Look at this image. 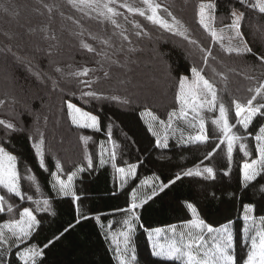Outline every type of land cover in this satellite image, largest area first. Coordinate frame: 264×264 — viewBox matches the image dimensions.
Listing matches in <instances>:
<instances>
[{
	"label": "trees",
	"instance_id": "trees-1",
	"mask_svg": "<svg viewBox=\"0 0 264 264\" xmlns=\"http://www.w3.org/2000/svg\"><path fill=\"white\" fill-rule=\"evenodd\" d=\"M158 2L182 21L197 45L152 25L143 17L132 16L124 9L120 11L129 16V21L139 22L149 35L136 36L133 24L118 18L122 28L127 30L129 44L119 35L122 29L114 28L110 22L84 16L66 0H0V101H4L0 119L12 120L21 129L6 134L0 126V146L18 157L22 173L27 166L31 170L29 174L38 178L40 192L31 188L27 180L21 181L22 190L32 195L33 200L48 199L51 205L50 211L34 212L40 226L30 240L19 248H12L8 264H22L16 254L28 245L43 248L39 264H119L107 234L119 229L127 219L129 214L123 209L131 205V192L149 194L159 181L141 188L144 180L158 176L160 181L168 183L177 174L181 175L179 180L136 210L139 221H133L135 231L131 242L137 257L134 264H173L152 255L149 233L190 222L193 217L186 207L188 203L197 208L201 219L214 227L231 221L237 264H241L242 257L246 259V248L242 244L243 208L252 205L253 215L258 219L264 217V175L247 188L243 186L242 165L250 158L244 157L237 147L229 163L226 145L219 144L222 137L214 134L212 120L218 117V111L203 112L209 136L206 143L181 141V131L186 141L198 128L179 120L173 127L181 131L169 136L167 148L156 146L157 138L148 130L145 116L142 118L141 114L151 111L167 121L169 113L179 112L178 80L183 76L191 79L190 70L195 66L202 68V74L216 87L218 99L229 106V122L238 119L232 101L245 102L251 96L248 89L264 82V65L258 59L264 56V14L245 9L238 0H215L217 29L230 23L232 8L245 12L241 31L252 53L237 56L221 51L198 23V5L207 0ZM44 4L54 5L51 13ZM161 14L166 16V13ZM102 39L109 40L113 47L100 43ZM81 40L91 44L97 52H106L109 59L89 53L80 46ZM200 47L212 53L207 66L203 63ZM130 48L135 51H129ZM113 60L118 63H112ZM57 67L62 72H57ZM85 67L92 70L87 76L71 75ZM34 73H40L39 78ZM81 80L95 82L88 86L80 83ZM89 91L109 98L82 96V92ZM113 96L120 99H111ZM123 100L127 103H122ZM69 102L97 116L100 130L74 125L68 114ZM261 124H264V117L257 116L247 131L254 135ZM234 131L242 133L243 129L238 125ZM41 134L47 171L40 167L39 157L32 147ZM82 136L91 139L85 143ZM112 142L118 145L117 167L127 169L129 165H137L136 175L126 177L123 187L120 174L112 164L100 165L99 162L101 144L107 150L111 149ZM247 142L255 158L252 136ZM218 144L215 155L202 163L206 154ZM89 156L93 162L91 168L87 167ZM57 162L62 172L56 168ZM204 166L214 168L215 179L208 178L207 174L183 175L189 168ZM79 168L84 171L78 172L73 180V190L79 200L58 194L52 187V174L66 181ZM8 202L14 205V211L0 213V224L18 218L25 207L36 208L31 201H21L15 196L8 197ZM109 224L112 225L110 229ZM45 244L48 247L45 248Z\"/></svg>",
	"mask_w": 264,
	"mask_h": 264
},
{
	"label": "snow or ice",
	"instance_id": "snow-or-ice-1",
	"mask_svg": "<svg viewBox=\"0 0 264 264\" xmlns=\"http://www.w3.org/2000/svg\"><path fill=\"white\" fill-rule=\"evenodd\" d=\"M67 4L76 11L83 13L84 16L90 18L100 19L101 21L110 22L114 28L122 29L119 35L124 41H128L129 37L125 35L126 29L122 28V25L118 22V18H123L125 21H129V16L125 15V12L120 11L124 9L128 14L132 16H140L150 22L154 26L167 31L173 35L180 36L189 44L197 45L198 42L191 39L188 35V29L185 25L177 19L166 6H162L158 0H66ZM238 3L245 9H250L259 14H264V0H238ZM44 8L49 13L52 12L54 5L44 4ZM161 13H166L162 15ZM93 14H95L93 16ZM198 23L203 30L211 37L214 44H218L221 51L226 52L229 55L235 53L237 56H244L245 54L252 53V48L248 46L247 41L244 38V34L241 31V24L245 20V12L240 11L237 8H232L230 11V23L217 29L216 21V3L215 0H207V2H201L198 5ZM170 18V19H169ZM133 24V27L137 29L136 36L149 35L144 31L142 25L135 21H129ZM82 35V33H78ZM92 39H98L95 36ZM52 39H55L53 36ZM227 41V43H225ZM100 43L108 48L113 47L111 42L107 39L100 40ZM82 48L86 49L89 53H95L98 56H102L105 59H109L108 54L104 51L97 52V50L89 43L81 40ZM200 52L203 53L202 59L205 66H207L208 57L212 55L211 51L200 47ZM11 52V49H8ZM129 51H135L134 48H130ZM13 55H15L13 53ZM261 65H264V56L258 57ZM17 60L23 62L21 58L17 57ZM99 63V61H98ZM112 63H118L113 60ZM57 72H62V69L57 67ZM31 71V68H29ZM91 69L85 67L81 70L71 73L72 76L79 78L87 76ZM191 79L188 76H183L178 80L179 93L177 99L180 102L179 112L172 111L168 115L167 121L159 119L151 111H147L141 114L150 117L151 121L157 122L159 126L164 130L163 135L158 133L151 122L148 123V130L155 136L156 146L158 148H167L169 132L175 134L177 131H181L179 127H173L176 120H183L189 127L198 128V134L195 136H188L187 140H184L183 132L181 131L180 139L186 143H199L203 144L209 140L208 132L206 129V119L203 112H217L218 117L212 120V124L215 126L214 134L218 133L219 144L226 145V154L229 163H231L234 149L238 147L239 151L243 153L244 157L250 159L245 160L242 165V178L243 186L247 188L250 184L257 180L258 177L264 175V124L258 126V130L253 135L247 130L253 123V120L257 117H264V82H260L258 86L251 87L248 92L251 96L246 99L245 102L232 101V106L235 110V117L232 123L229 122L230 108L223 101L218 99L217 89L209 79H206L202 74V68L193 66L191 68ZM215 72V69H213ZM39 78L40 73H34ZM219 74V73H217ZM105 77L109 76V73L105 71ZM51 79V77H49ZM226 79V77H225ZM82 84L91 86L95 81H79ZM54 87L56 82L53 81ZM82 96L92 97L93 99H108L109 97H103L102 94H98L95 91L82 92ZM114 100H119V97H110ZM259 98V99H258ZM127 103V100L121 101ZM4 101H0V107H2ZM68 114L71 117L72 123L81 128H92L95 131L100 130V121L97 116L91 115L88 112L82 111L72 103L67 104ZM191 114V119H188ZM241 126L243 132L234 131L237 126ZM0 126L6 134L11 132L20 131L17 125L12 120L0 119ZM111 137V130L108 132ZM252 136L255 141V158H252L253 150L249 148L247 139ZM81 139L87 143L91 137L82 136ZM219 144L214 146L213 150L208 152L205 159H211ZM32 147L36 150V156L39 157L40 167L47 171L44 164V140L41 134L38 143H34ZM118 145L112 142L111 149H105L104 145L100 146V165L111 163L113 169L120 174L121 187L127 182L126 177H134L136 175L137 165L132 164L127 167L116 166V149ZM107 152V158L105 153ZM92 158L88 157L87 167H92ZM56 168L59 171H63L59 162L56 164ZM30 169L25 166L24 172L18 168V157L9 152L4 146H0V190L4 191L6 195H0V213L7 211L12 213L14 211V205L8 202V197L15 196L21 201L28 200L36 205L35 209L25 207L22 212H19L18 218L8 220L5 223L0 224V264H8L7 257L12 254V248L15 246L19 248V245L24 244L30 240L35 231L40 226V220L37 219L34 212L37 211H50L51 205L48 199L33 200L32 195H27L22 190L21 181L27 180L31 188H34L36 192L41 191V186L38 182V178L35 175L29 174ZM84 171L83 168L77 169L67 177V180H63L57 174H52L53 189L64 196H71L74 200H79V196L76 195L73 190V180L77 176L78 172ZM207 174L208 178L215 179V170L211 166H204L203 168H189L183 175L185 176H202ZM228 172H225L227 175ZM180 174H177L174 180H170L168 183L160 181L158 176L153 177L151 180H144L141 188L144 185H150L154 181H159L158 184L152 189L151 193L143 194L142 192H131V205L127 209H123L128 213V218L123 221L126 231H121L118 235L123 237L122 246L121 241L116 235L112 236V243L116 245L114 251L116 252V258L119 264H132L136 261L135 250L130 247L132 242V233L135 231L133 221H139V215L136 210L142 207L158 193L163 192L166 188L179 180ZM186 207L192 213V219L184 226V230H177L175 225L170 226L167 232L171 235L165 234L164 229H155V237L149 234V240L152 241V255L160 257L173 264H237V258L235 255L236 247L234 242V235L232 230V222L222 224L220 227H214L211 224L205 222L200 218L197 208L191 203H188ZM79 212V209H77ZM255 209L252 205H245L243 208V236L242 244L246 248V259L241 258V264H264V217H260L259 220L253 215ZM87 219V217H84ZM99 218H97L98 220ZM103 227V225H102ZM111 224L108 225L110 229ZM59 239V237H56ZM163 238L164 242L161 243ZM50 243V242H49ZM44 247H48L45 244ZM17 257L22 264H39V258L43 257V248H38L35 245H28L23 251L17 252Z\"/></svg>",
	"mask_w": 264,
	"mask_h": 264
},
{
	"label": "rangeland",
	"instance_id": "rangeland-1",
	"mask_svg": "<svg viewBox=\"0 0 264 264\" xmlns=\"http://www.w3.org/2000/svg\"><path fill=\"white\" fill-rule=\"evenodd\" d=\"M69 103H71V102H69ZM72 104H74V103H72ZM74 105H75V104H74ZM76 106H77V105H76ZM77 107H79V106H77ZM79 108H81V107H79ZM81 109H82V108H81ZM82 111L88 112V111H86V110H84V109H82ZM88 113H90V112H88ZM90 114H91V115H94V114H92V113H90ZM189 118H191V114H189ZM145 119H146V121H149V122H151V123L153 124L154 129H155L158 133H160L161 135H163L164 130L159 126V124H158L157 122L151 121L150 117H147V116H145ZM177 121H179V120H176L175 122H177ZM175 122H174V123H175ZM88 129H92V128H88ZM198 131H199V129H197V132H196V133H194V134H190V135H191V136H195V135L198 134ZM171 135H172V133L169 132V136H171ZM150 185H152V184H150ZM3 193H4V191L0 190V195H4ZM127 218H128V217H127ZM257 220H259V219L257 218ZM184 226H185V225H182V226L177 227V230H178V231H180V230H184ZM167 229H168V228H167ZM167 229H164V230H165V234H167V235L170 236L171 234L167 232ZM121 231H126V228H125V225H124L123 222H122V225L120 226L119 229L115 230L114 232H110V233L108 232V234H107V236L109 237V239H110V241H111V244L113 245L114 248L116 247V245L112 243V236H113V235H116V236H117V238L121 241V246H122L123 237H120V236L118 235ZM149 234H151V235H153V237H155V230H152ZM133 235H134V233H132V239H133ZM163 242H164V240H163V238H162V239H161V243H163ZM151 244H152V241H151ZM130 247H131V245H130ZM131 248H132V247H131ZM132 264H134V262H132Z\"/></svg>",
	"mask_w": 264,
	"mask_h": 264
},
{
	"label": "water",
	"instance_id": "water-1",
	"mask_svg": "<svg viewBox=\"0 0 264 264\" xmlns=\"http://www.w3.org/2000/svg\"><path fill=\"white\" fill-rule=\"evenodd\" d=\"M237 126H238V125H237ZM237 126H236V127H237ZM236 127H235V128H236ZM235 128H234V129H235ZM234 129H233V130H234ZM208 160H209V159H205L202 163H205V162L208 161ZM202 163H201V164H202ZM173 184H174V183H173ZM173 184H170V186H172Z\"/></svg>",
	"mask_w": 264,
	"mask_h": 264
}]
</instances>
